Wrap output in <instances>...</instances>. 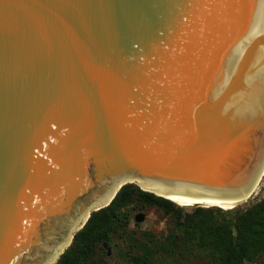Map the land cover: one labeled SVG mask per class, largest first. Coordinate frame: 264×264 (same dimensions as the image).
Masks as SVG:
<instances>
[{
    "label": "water",
    "instance_id": "95a60500",
    "mask_svg": "<svg viewBox=\"0 0 264 264\" xmlns=\"http://www.w3.org/2000/svg\"><path fill=\"white\" fill-rule=\"evenodd\" d=\"M263 176L264 0H0V264H56L126 185L245 206Z\"/></svg>",
    "mask_w": 264,
    "mask_h": 264
},
{
    "label": "trees",
    "instance_id": "16d2710c",
    "mask_svg": "<svg viewBox=\"0 0 264 264\" xmlns=\"http://www.w3.org/2000/svg\"><path fill=\"white\" fill-rule=\"evenodd\" d=\"M140 205L171 219L166 235L129 230ZM188 209V208H185ZM125 240L128 264H255L264 256V199L243 208H184L124 186L105 209L92 213L56 264H103L105 247Z\"/></svg>",
    "mask_w": 264,
    "mask_h": 264
},
{
    "label": "rangeland",
    "instance_id": "374dc122",
    "mask_svg": "<svg viewBox=\"0 0 264 264\" xmlns=\"http://www.w3.org/2000/svg\"><path fill=\"white\" fill-rule=\"evenodd\" d=\"M264 199V176L261 179L257 189L252 196L247 200L245 206L253 205ZM242 204L240 207L243 208ZM192 208L185 209V213H188ZM137 215L143 216V221L140 224H135L134 219ZM131 223L129 230L132 232H151L157 238L166 235L171 228V219L161 212L148 207H142L137 205L133 212H131ZM127 243L125 240H115L111 247H105V257L103 264H128L125 254L127 253ZM195 264H204L202 261H198ZM255 264H264V256H262Z\"/></svg>",
    "mask_w": 264,
    "mask_h": 264
},
{
    "label": "bare ground",
    "instance_id": "6f19581e",
    "mask_svg": "<svg viewBox=\"0 0 264 264\" xmlns=\"http://www.w3.org/2000/svg\"><path fill=\"white\" fill-rule=\"evenodd\" d=\"M164 198H165L167 201H169V202L175 204L176 206H178V207H180V208H193V207H195V206H199V207H201V208H212V207H215V208H219V209H221V210H223V211H230V210H232V209H236V208H238V207H240V206L242 205V204H240V205L231 204V205L226 206V207H220V206H218V205H204V206H201V205H194V206H184V205H181L180 203H178V202H176V201H173V200H171V199H168L167 197H164Z\"/></svg>",
    "mask_w": 264,
    "mask_h": 264
}]
</instances>
